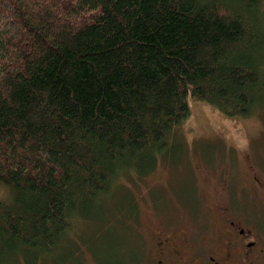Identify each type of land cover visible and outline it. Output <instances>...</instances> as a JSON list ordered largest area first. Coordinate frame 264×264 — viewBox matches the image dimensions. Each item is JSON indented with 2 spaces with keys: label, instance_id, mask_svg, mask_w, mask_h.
Instances as JSON below:
<instances>
[{
  "label": "trees",
  "instance_id": "trees-1",
  "mask_svg": "<svg viewBox=\"0 0 264 264\" xmlns=\"http://www.w3.org/2000/svg\"><path fill=\"white\" fill-rule=\"evenodd\" d=\"M188 97L264 112V0H0V264H78L63 235L108 223Z\"/></svg>",
  "mask_w": 264,
  "mask_h": 264
},
{
  "label": "rangeland",
  "instance_id": "rangeland-1",
  "mask_svg": "<svg viewBox=\"0 0 264 264\" xmlns=\"http://www.w3.org/2000/svg\"><path fill=\"white\" fill-rule=\"evenodd\" d=\"M188 104L190 113L174 126L171 139L152 152L153 163L144 165L141 175L133 171V177L125 178L132 176L127 171L118 176L109 191L111 203L100 198L111 221H75L63 235L78 264H110L103 261L115 253V260L124 264H152L151 236L167 234L172 248L185 250L181 238L170 234L205 227L209 217L214 221L220 204L229 200L248 211L264 210V112L231 116L205 100L188 97ZM255 177L257 185L251 180ZM128 195L136 212L126 217L129 208L122 213L115 208L122 202L128 205ZM10 197L1 186L0 198ZM80 236L89 238L92 253Z\"/></svg>",
  "mask_w": 264,
  "mask_h": 264
},
{
  "label": "flooded vegetation",
  "instance_id": "flooded-vegetation-1",
  "mask_svg": "<svg viewBox=\"0 0 264 264\" xmlns=\"http://www.w3.org/2000/svg\"><path fill=\"white\" fill-rule=\"evenodd\" d=\"M251 180L260 183L256 177ZM207 222L170 234L181 238L185 250L172 248L167 234L151 236L152 264H264V210L248 211L228 200L218 206L214 221L209 217Z\"/></svg>",
  "mask_w": 264,
  "mask_h": 264
}]
</instances>
